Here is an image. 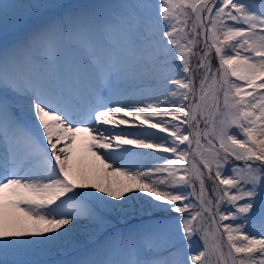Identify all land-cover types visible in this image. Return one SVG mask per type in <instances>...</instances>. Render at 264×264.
<instances>
[{
	"label": "snow or ice",
	"instance_id": "obj_1",
	"mask_svg": "<svg viewBox=\"0 0 264 264\" xmlns=\"http://www.w3.org/2000/svg\"><path fill=\"white\" fill-rule=\"evenodd\" d=\"M0 143V264H264V0H0Z\"/></svg>",
	"mask_w": 264,
	"mask_h": 264
},
{
	"label": "bare ground",
	"instance_id": "obj_2",
	"mask_svg": "<svg viewBox=\"0 0 264 264\" xmlns=\"http://www.w3.org/2000/svg\"><path fill=\"white\" fill-rule=\"evenodd\" d=\"M66 1H69V0H65V2ZM73 56L79 62V55L73 53ZM211 60H212V67H213V71H214V65L218 64V58L215 56L214 53L211 57ZM81 71L83 72V71H85V69L82 67ZM71 74H72V68L66 64L62 69L57 70L56 76H55L57 86H65V88H66L65 94L66 95H69L70 87L67 84H65L64 82L65 81L70 82ZM177 76H179V75H177ZM145 78L149 79L148 77H145ZM150 78H152V77H150ZM142 80H144V79H137V80L133 81L135 83L129 81L127 86L122 85L123 86L122 88L124 89V97L123 98L129 99L130 103H135L137 106H142V105L144 106V105L149 104V103L160 102L162 107H166L167 104L165 103V101L167 100V97L164 94V93H166V92H164V86H166L165 82L161 79H154V82L156 83L154 85L155 90L152 92L148 91V92L144 93L145 94L144 95L142 93L144 92L145 88H147L148 86H144L145 83H143L144 81H142ZM82 98L84 100L81 99V95H80V102L81 103L87 102V98L84 96V93H82ZM152 101H154V102H152ZM158 119L159 118H157V121H158ZM89 127H92L94 132H95V124H90ZM107 127H112V126H107ZM121 131L128 132V133H137V132L143 131V128H141V126L138 123L132 124V125H122V126H120V128H116L111 134H109L107 132L105 134L110 135L107 138L111 139L112 136H114L117 133H120ZM153 131H158V130H153ZM160 135H166V134L161 133ZM129 138H137V137L130 136ZM140 138H142V137H140ZM125 147L132 148L133 151H135L137 153L153 152L157 156H171L170 153H156L155 150L137 149L134 146H130V145H126ZM24 151H25V144H24L23 140H21L17 145V154L19 156H22ZM95 151H96V149H95ZM113 151H115V150H113ZM115 152H119V149H117ZM89 155H90V162H85L83 164L85 166H87L86 163L90 164V166H88L89 168L101 167L100 161L97 160L96 156H94L92 153H90ZM99 155H103V152L99 153ZM104 160L112 165V167L107 168L102 172L106 175H109V173H112L116 168L124 167V165H122L121 163H119L117 161L108 160L107 156H104ZM160 161L161 160H151V159L143 160L142 161L143 167H140L139 164H135V162H133L135 164V167H129L128 170L129 171H135L139 168V170L143 171L142 169H147L148 167H150L152 165L159 164ZM102 173L100 175H102ZM115 177L123 178L120 176H115ZM108 183H111V182L108 181ZM206 185L209 187V191H211V183L206 180Z\"/></svg>",
	"mask_w": 264,
	"mask_h": 264
},
{
	"label": "rangeland",
	"instance_id": "obj_3",
	"mask_svg": "<svg viewBox=\"0 0 264 264\" xmlns=\"http://www.w3.org/2000/svg\"><path fill=\"white\" fill-rule=\"evenodd\" d=\"M189 23H191V21ZM194 63H195V58H193V64ZM216 67H218V64L214 65V71H215ZM180 77L181 76H173L172 78L173 79H180ZM173 90L174 89L168 88L167 92H170ZM89 125H87V126H89ZM105 136L109 137L110 135L105 134ZM88 141L89 140L87 138H82L80 141H78L75 156H74L75 160L80 161L82 163L90 162V155L89 154L90 153L93 154V152H96V151H95V149H92L91 151L88 150L87 145H88V143H90V141L89 142ZM113 150L116 151L117 149H113ZM236 163L242 164V162H236ZM86 165H87V167L90 166V164H88V163H86ZM142 170H145V169H142ZM100 179L107 181V182L110 181L111 183H109V184H114V183L120 182L123 178L115 177L113 175H106V174L102 173V175H100ZM180 215H182V214H179V213H172L171 214L173 219L176 216H180ZM202 246H203V241L199 239V233H197L193 236L192 249H191L190 254L198 253V251L202 250ZM55 259L59 260V259H61V257H56Z\"/></svg>",
	"mask_w": 264,
	"mask_h": 264
}]
</instances>
